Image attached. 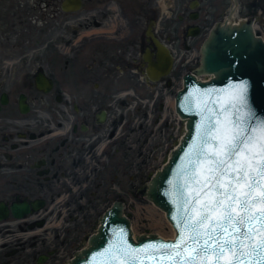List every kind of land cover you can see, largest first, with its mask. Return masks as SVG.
Wrapping results in <instances>:
<instances>
[{
  "label": "flooded vegetation",
  "instance_id": "af4514ba",
  "mask_svg": "<svg viewBox=\"0 0 264 264\" xmlns=\"http://www.w3.org/2000/svg\"><path fill=\"white\" fill-rule=\"evenodd\" d=\"M173 1L178 27L157 22V7L146 16L122 0H82L77 11L65 10L64 0H0V264H47L57 251L38 235H56L80 211L92 215V169H130V156L144 153L148 117L174 128L169 113L148 109L147 95L156 90L154 108L158 85L168 91L189 68L179 50L194 48L212 11L208 0ZM231 3L235 14L245 6L264 39V0ZM85 11L91 16H78ZM89 20L92 28L81 30ZM153 37L173 59L156 81L145 59L157 61ZM166 104L175 107L170 96Z\"/></svg>",
  "mask_w": 264,
  "mask_h": 264
},
{
  "label": "snow or ice",
  "instance_id": "6c2138e0",
  "mask_svg": "<svg viewBox=\"0 0 264 264\" xmlns=\"http://www.w3.org/2000/svg\"><path fill=\"white\" fill-rule=\"evenodd\" d=\"M227 91L222 105L202 107L179 182L170 181L175 241L136 249L121 232L105 264H264V119L245 111L246 85Z\"/></svg>",
  "mask_w": 264,
  "mask_h": 264
},
{
  "label": "water",
  "instance_id": "95a60500",
  "mask_svg": "<svg viewBox=\"0 0 264 264\" xmlns=\"http://www.w3.org/2000/svg\"><path fill=\"white\" fill-rule=\"evenodd\" d=\"M63 6L67 11H77L82 0H64ZM253 20V17L241 19L238 23L223 20L212 28L201 47V65L185 75L184 87L176 95L177 112L187 121L186 133L164 167L157 171L149 184L136 191L137 196L146 197L166 212L176 231L175 237L165 239L158 234L135 240L132 221L124 214L123 202L117 201L102 216L98 231L89 237V246L77 253L70 264H105L106 257L102 253L117 242L121 232L127 243L136 249L175 241L177 230L173 217L177 211L173 200L176 193L170 181L179 182L177 173L184 154L196 137L204 104L212 100L222 105L229 98L227 90L231 86L244 84L248 106L245 111H250L257 119H264V40L255 34ZM153 40L158 47L157 61L145 56L148 62L146 73L149 79L156 81L170 72L173 59L156 37ZM203 74L210 75V79H199L198 76Z\"/></svg>",
  "mask_w": 264,
  "mask_h": 264
},
{
  "label": "rangeland",
  "instance_id": "374dc122",
  "mask_svg": "<svg viewBox=\"0 0 264 264\" xmlns=\"http://www.w3.org/2000/svg\"><path fill=\"white\" fill-rule=\"evenodd\" d=\"M129 12H141L149 16L153 9H158L159 17L157 22L162 25L169 24L172 27L179 26L177 21V10L169 7L173 0H122ZM215 3V0H208L205 4L210 5V11H216L214 15L212 12L207 16L208 22L202 29L201 35L196 39L194 48L187 51L185 49L179 50V53L184 54L190 58V66L182 72V76L185 71H189L191 68L199 67L201 63V51L200 47L203 39L207 36L209 29L213 26L214 22L221 18V14L229 13L232 8L231 0H219L216 7L211 4ZM249 1V0H241ZM165 3L166 8H163ZM160 5V7H159ZM216 8V9H215ZM208 9V8H206ZM239 14H235L236 19L244 18L248 15V10L242 4L239 9ZM92 11H85L78 16L87 19L91 16ZM238 15V16H237ZM73 19V16L70 17ZM73 21V20H71ZM84 23L81 30L92 28V22ZM78 27V24H74ZM70 36V34H69ZM73 36V35H72ZM182 76L174 80L173 86L166 91L164 84L158 85V91H160L159 97L154 104V108H151L152 100L156 99V90L149 95L148 109L155 115L169 113L172 125L174 128H167L164 130L157 125H151L150 117L146 122L147 139L144 153L137 157L130 156L129 164L130 169H92V177H95L97 187L92 186V191H95V195H92V220H88V217H83L84 213H80L79 217H75L74 220L65 221L56 235L47 234L43 232L38 235L42 237L46 244L55 245L56 254L51 258L47 264H67L70 262L77 253L89 246V237L98 231L100 226V219L104 213L114 204V201L121 196L125 200V215L132 221L133 235L137 238L148 235H161L163 238L171 239L176 235V231L172 224L167 219L163 209L155 205L151 200L143 196H137L136 191L146 184H149L152 177L155 176L157 171L161 170L165 165L166 160L170 156L171 152L175 149L177 142H179L184 136L186 130V123L181 120L175 107H166V99L170 96L174 99L175 93L183 87ZM201 79L207 78L205 75H200ZM163 101L165 103L163 110L159 111L158 104ZM174 101V100H173ZM159 114V115H160ZM148 124V125H147ZM169 129V130H168ZM150 130H153V134H150ZM167 131V132H165ZM173 135V140H170V135ZM100 183H102L101 186ZM122 190L121 192L118 190ZM84 210V209H82ZM55 232V231H54ZM58 234V235H57ZM41 238L34 239L35 241H41ZM53 240V242H50ZM30 241H27L24 245L28 248ZM41 243V242H40ZM30 249V248H28ZM25 252V250L23 251Z\"/></svg>",
  "mask_w": 264,
  "mask_h": 264
},
{
  "label": "bare ground",
  "instance_id": "6f19581e",
  "mask_svg": "<svg viewBox=\"0 0 264 264\" xmlns=\"http://www.w3.org/2000/svg\"><path fill=\"white\" fill-rule=\"evenodd\" d=\"M163 8H166V5H165V3H163ZM236 8V7H235ZM235 10H233L231 13H230V16L227 18V21H229V22H235V12H234ZM172 103H173V105H174V101H173V99H172ZM169 104H170V102H169ZM180 142H177V146H178V144H179ZM177 148V147H176ZM169 159V158H168ZM168 159L166 160V161H168ZM164 211V210H163ZM165 212V211H164ZM165 215H166V217H167V214H166V212H165ZM134 236V239L136 240L137 239V237L135 236V235H133ZM175 237V236H174ZM173 237V238H174ZM165 238V237H164ZM173 238H171V239H173ZM165 239H167V238H165ZM67 264H70V262H68Z\"/></svg>",
  "mask_w": 264,
  "mask_h": 264
}]
</instances>
